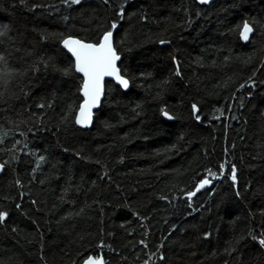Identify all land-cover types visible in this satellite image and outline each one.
I'll list each match as a JSON object with an SVG mask.
<instances>
[{"label":"trees","instance_id":"1","mask_svg":"<svg viewBox=\"0 0 264 264\" xmlns=\"http://www.w3.org/2000/svg\"><path fill=\"white\" fill-rule=\"evenodd\" d=\"M245 20L256 28L246 45L237 28ZM113 21L129 89L107 82L84 129L75 124L82 79L60 44L70 36L95 43ZM260 25L264 0H84L71 7L0 0V31L7 29L0 74L10 73L0 79V163L11 161L8 149L21 141L17 159L0 172V210L8 212L0 264H80L89 256L143 264L161 243L165 259L155 264H264V249L248 235L264 231ZM249 78L255 86L240 88ZM225 161L224 177L189 208L184 193ZM232 164L240 197L228 179ZM134 213L146 217L144 227ZM146 230L147 249L138 243Z\"/></svg>","mask_w":264,"mask_h":264},{"label":"snow or ice","instance_id":"2","mask_svg":"<svg viewBox=\"0 0 264 264\" xmlns=\"http://www.w3.org/2000/svg\"><path fill=\"white\" fill-rule=\"evenodd\" d=\"M24 0H21V3H23ZM84 2V0H62V3H64L66 6L71 7L73 5H80ZM104 4H109L110 0H103ZM127 0H125V3ZM200 4H209L211 0H198ZM124 4L120 5L119 11L116 13L118 16L123 18L124 16ZM65 19H68V17H65ZM118 24L117 22L113 21L108 29H106L102 36H100L99 40L95 43L85 42L81 39L67 37L64 38L61 43L63 48L67 49L69 52H71L72 56L75 58V71L78 73H81L83 76V83L81 85V93L83 95V101L79 105V109L75 114V124L78 125L81 128H89L91 127L93 123V109L98 107L100 103L101 96L103 94V80L105 77H113L116 82L125 90L129 88L130 81L128 78L125 77L121 73V69L118 67L117 62L121 60V56L118 53L116 47L113 43V33L114 30L117 29ZM261 28H264V25H260ZM239 29V35L242 40L245 42L249 41L250 35L253 34L256 31V28L254 26V22H250L248 20H245L242 24V26H237ZM237 29H232L233 32H235ZM7 34V29L0 31V37ZM161 44L170 43V41L167 40H161ZM5 59L4 56H0V61H3ZM173 62L176 64L175 69V75L181 76L180 71V63L178 60H176L175 57H173ZM67 74V73H65ZM10 75L9 72L4 71L3 74H0V79L7 81V77ZM166 83V82H165ZM255 80L252 78H249V82L247 84H241L240 88H244L246 86L248 87H254L255 86ZM41 108L44 107V105H40ZM231 110V108H229ZM220 115L223 116L224 112L222 110H219ZM192 112L195 115V118L197 121H200L201 117L197 114L199 112V109L196 104L192 105ZM161 113L163 116H165L167 119L171 120L174 119L172 115L169 114V112L165 109H161ZM215 119H219L220 117H214ZM235 119V117H232ZM5 137L8 135L7 132L3 134ZM23 135V133H21ZM3 142V137H0V143ZM21 144L20 140H16L15 143L12 145L8 151L12 153L11 161H15L17 159V146ZM23 149H19V151H22ZM225 153H227V149H225ZM79 156L80 154L77 153ZM44 157H40V160L42 161ZM9 160H5L2 163H0V172H2L5 167L11 162ZM227 161L224 163H221L219 165V172H214L211 169L206 170V174L202 179L197 181L195 184V187L193 190L187 191L184 193V199L187 201L188 207L192 208L193 203V197L197 195V193L201 192L203 189L210 187L212 185V182L216 179H220L224 177L226 172V165ZM238 169L235 164L231 165L230 169V175L228 176V179L232 182V187L235 189V195L237 197L241 196V192L239 190V180L237 176ZM105 176H107V173H105ZM21 182L19 180L16 181V185L19 186ZM214 191V189H213ZM25 194L21 193V198H23ZM161 199L167 200V197H161ZM33 204L36 203V201H32ZM17 208H20L21 205L17 204ZM196 209H194L195 211ZM264 215V212L261 213ZM79 215V213H77ZM134 215L137 216V218L141 221V227H144L143 221L146 219V217L139 216L138 213H134ZM8 216L7 211L0 210V224H3L6 221V218ZM175 229V226H173V230ZM13 231H16V229H13ZM210 234L206 233L204 235V239H207ZM248 235L251 237L253 241H256L261 249H264V231L261 232L259 236L254 235L251 231H249ZM145 239L140 240L138 243L143 245L145 249L148 248V241L147 236L148 232L147 230L144 232ZM243 239V237H241ZM163 243L157 246L155 252H151L148 255V259L144 260L143 264H155V260H164L165 257L163 253L160 251V249L163 247ZM236 249L232 248L230 251H228V254L231 255L232 252H234ZM75 264V262H73ZM84 264H104L103 260L100 258L94 259L93 257L89 256L87 260L84 261Z\"/></svg>","mask_w":264,"mask_h":264},{"label":"water","instance_id":"3","mask_svg":"<svg viewBox=\"0 0 264 264\" xmlns=\"http://www.w3.org/2000/svg\"><path fill=\"white\" fill-rule=\"evenodd\" d=\"M216 0H211V2L209 3V4H200L199 2H198V0H197V2L200 4V5H202V6H210V5H212L214 2H215ZM114 33H115V30H114ZM114 33H113V37H114ZM252 35L253 34H251L250 35V39H249V41H247V42H245L244 40H242L241 39V37H240V40H241V42L243 43V44H248L249 42H250V40H251V37H252ZM70 37H72V36H70ZM67 38V37H66ZM72 38H76V37H72ZM77 39H79V38H77ZM83 41V40H82ZM91 43V42H90ZM114 43V42H113ZM61 45V48L71 57V59L73 60V64H74V70H75V58L72 56V54H71V52H69L67 49H65V48H63V46H62V43L60 44ZM119 63V61L117 62V64ZM75 73L82 79V83H83V76H82V74L81 73H78V72H76L75 71ZM107 82H112V83H114L116 86H118L119 88H121V89H123L117 82H116V80L113 78V77H105L104 78V80H103V82H102V84H103V94H102V96H101V99H100V103H99V105H98V107H96V108H94L93 109V118H94V114H95V112L100 108V106H101V103H102V100H103V97H104V92H105V84L107 83ZM124 91H127V90H125V89H123ZM80 96H81V99H82V101H83V95H82V93L80 92ZM79 109V108H78ZM78 111V110H77ZM166 120H168V121H171V120H169V119H167L166 117H164ZM91 257H93V256H91ZM94 259H96V258H100V257H93ZM88 258H86V259H84L80 264H84V261L85 260H87ZM100 259H102V258H100ZM103 260V259H102ZM103 262H104V260H103Z\"/></svg>","mask_w":264,"mask_h":264},{"label":"bare ground","instance_id":"4","mask_svg":"<svg viewBox=\"0 0 264 264\" xmlns=\"http://www.w3.org/2000/svg\"><path fill=\"white\" fill-rule=\"evenodd\" d=\"M197 1V0H196ZM198 3V2H197ZM199 4V3H198ZM129 89V88H128ZM123 90V89H122ZM124 91V90H123ZM105 93V92H104ZM99 110V109H98ZM97 110V111H98ZM95 115V114H94ZM163 117H165V116H163ZM173 119H171V121H172ZM168 121V120H167ZM92 126V125H91ZM90 128V127H89ZM84 129H87V128H84ZM94 257V256H93ZM88 258V257H87ZM104 264H106V262L104 261Z\"/></svg>","mask_w":264,"mask_h":264}]
</instances>
